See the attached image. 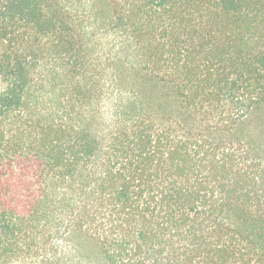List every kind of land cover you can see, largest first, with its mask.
<instances>
[{
	"label": "trees",
	"instance_id": "trees-1",
	"mask_svg": "<svg viewBox=\"0 0 264 264\" xmlns=\"http://www.w3.org/2000/svg\"><path fill=\"white\" fill-rule=\"evenodd\" d=\"M0 264H264V0H0Z\"/></svg>",
	"mask_w": 264,
	"mask_h": 264
}]
</instances>
